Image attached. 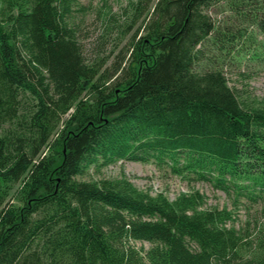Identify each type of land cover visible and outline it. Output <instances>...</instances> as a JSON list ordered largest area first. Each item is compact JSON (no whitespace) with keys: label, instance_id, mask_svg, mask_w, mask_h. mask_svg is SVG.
<instances>
[{"label":"trees","instance_id":"obj_1","mask_svg":"<svg viewBox=\"0 0 264 264\" xmlns=\"http://www.w3.org/2000/svg\"><path fill=\"white\" fill-rule=\"evenodd\" d=\"M77 3L0 0V264H264V232L246 256L232 212L198 191L171 201L124 174L81 179L152 162L234 205L264 199V101L199 67L210 36L235 39L210 0H137L134 16L152 5V18L111 75L84 61ZM255 25L264 36V17Z\"/></svg>","mask_w":264,"mask_h":264},{"label":"rangeland","instance_id":"obj_2","mask_svg":"<svg viewBox=\"0 0 264 264\" xmlns=\"http://www.w3.org/2000/svg\"><path fill=\"white\" fill-rule=\"evenodd\" d=\"M136 1L78 0L69 22L76 31L86 64L99 67L101 72L110 75L117 68H126L128 44L135 34L137 38L144 35L143 28L152 10L150 5L149 8L144 7L138 17L134 16L133 4ZM205 13L219 32L229 37L233 35L235 39L216 44L214 36H210L203 43L199 67L221 70L228 86L237 91L241 101H264V36L255 25L256 19L264 17L261 0H210ZM121 174L138 189L151 195L162 193L171 201L180 193L198 191L206 197L207 207L226 208L232 212L233 226L248 242L249 247L244 252L246 256L251 255L254 246L257 247L259 235L264 232V199L257 204L240 200L234 205L232 198L214 190L209 184L188 183L171 175L166 168H157L152 162L120 161L99 173L90 168L81 179H114ZM17 187L13 186L9 197L10 203L15 205L18 203L10 198ZM133 245L138 250L150 248L148 243L135 242Z\"/></svg>","mask_w":264,"mask_h":264}]
</instances>
